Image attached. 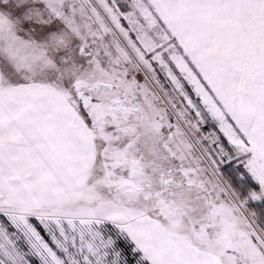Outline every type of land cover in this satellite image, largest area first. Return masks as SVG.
Wrapping results in <instances>:
<instances>
[{
	"label": "snow or ice",
	"instance_id": "6c2138e0",
	"mask_svg": "<svg viewBox=\"0 0 264 264\" xmlns=\"http://www.w3.org/2000/svg\"><path fill=\"white\" fill-rule=\"evenodd\" d=\"M0 264H264V0H0Z\"/></svg>",
	"mask_w": 264,
	"mask_h": 264
}]
</instances>
